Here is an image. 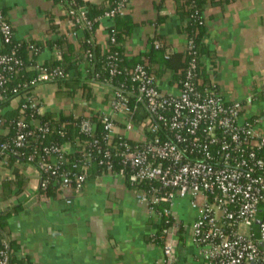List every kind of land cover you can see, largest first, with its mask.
Wrapping results in <instances>:
<instances>
[{"label":"built area","instance_id":"2783aa9c","mask_svg":"<svg viewBox=\"0 0 264 264\" xmlns=\"http://www.w3.org/2000/svg\"><path fill=\"white\" fill-rule=\"evenodd\" d=\"M125 1L118 0L95 19L84 10L70 9L71 24L84 29L94 20L122 15ZM0 36V170L12 161L22 162L33 165L40 175L41 191L52 181L59 182L60 193L66 188L80 191L92 152L99 149L103 173L121 177L149 213L163 219L155 236L162 241L163 257L153 264H178L182 225L173 209L186 198L197 210L190 237L199 259L206 264H264V129L259 118L245 117L241 102L226 100L219 89L202 80L191 42L185 49L191 58L177 80V92L163 90L145 63L123 69L128 83L114 85L111 79L122 73V59L110 62L111 78L104 84L113 93L110 112L98 115L101 135H96V124L84 117L80 131L86 138L76 141L81 156L71 160L66 143L44 142L52 129L42 120L41 102L32 93L35 86L67 78L69 73L36 61L27 66L34 76L20 73L21 41L15 39L14 27L2 10ZM40 49L30 44L29 55ZM91 55L86 54L88 59ZM15 99V113L7 117L4 107ZM64 164L72 165L66 169ZM65 202L72 199L65 197ZM10 255L9 242L3 239L0 264H8Z\"/></svg>","mask_w":264,"mask_h":264},{"label":"crops","instance_id":"0c3cea01","mask_svg":"<svg viewBox=\"0 0 264 264\" xmlns=\"http://www.w3.org/2000/svg\"><path fill=\"white\" fill-rule=\"evenodd\" d=\"M85 1L105 6L109 0ZM181 1H125L122 17L133 24L124 41L127 60L149 50L156 36L159 39L154 43L158 41L167 51L185 55L188 36L178 8ZM203 1L207 35L201 56L205 74L200 76L219 89L226 100L241 102L245 117L259 118V126L264 129V0ZM0 10L12 23L16 40L39 45L36 62L49 64L62 58L63 51L72 60L85 56V31L72 26L64 4L55 0H0ZM113 23L114 18H102L94 31L102 51L108 48V29ZM1 43L0 36V49ZM87 59L81 65H88ZM67 72L68 78L74 76V69ZM155 76L163 90L177 92L179 77L174 70ZM52 82L55 80L41 84ZM58 82L75 99L68 104L40 96L35 92L39 84L32 93L40 100L43 114L89 117L110 112V85L96 83L109 88L102 91L93 84L92 96L86 97L83 90ZM16 103L15 99L5 105L7 117L15 113ZM75 146L67 142L65 147L73 152ZM39 182L33 165L12 161L9 168L0 170V214L12 210L6 219V236L17 241L19 255H28L32 264H153L163 257L161 244L154 241L162 219L149 213L147 205L137 200L135 191L121 177L89 174L80 191H57L54 195L41 191ZM65 197L72 202L66 203ZM173 210L182 225L176 246L178 264H206L198 258V248L190 237L197 210L187 198L178 200Z\"/></svg>","mask_w":264,"mask_h":264},{"label":"trees","instance_id":"16d2710c","mask_svg":"<svg viewBox=\"0 0 264 264\" xmlns=\"http://www.w3.org/2000/svg\"><path fill=\"white\" fill-rule=\"evenodd\" d=\"M57 3H62L68 7V9H74L76 11L84 10L87 17L95 19L101 16L106 10L114 7L118 0H109L107 5H98L85 0H55ZM181 17L186 21L184 31L188 36V41L192 43V50L195 51L196 56L199 58V74L204 75L205 71L202 69L201 56L205 53V42L204 38L207 35V30L204 25L203 15V0H184L178 3ZM161 20V18H160ZM100 21L94 20L91 27H85L84 31L86 34L85 39L82 42V49L85 52V56L82 59H78L75 56V60H72L71 55H67L65 51L62 53V58L50 62L49 66H60L64 70L68 71L74 69V76L71 78H59L54 79L65 83L66 87L72 88L73 90L81 89L85 92L86 97L92 96V85L96 83L104 84L109 80L110 73L108 64L114 62L115 58L122 59V63L119 65V69L122 73H116L111 79L114 85L120 82H127V75L123 72V69H129L137 65L138 63H147L149 70L155 74H163L168 69L175 71L177 77L181 76L186 68L191 55L185 51H167V47L160 45L155 46L154 41L159 37L152 38V45L149 50L139 55L134 56L131 59L126 58L124 53V41L127 34H129L133 24L129 19H125L122 15L117 14L114 17V23L108 29V48L102 51L100 46L94 39V31L98 27ZM111 37L115 40L112 41ZM30 44L39 46L34 41H21L18 48V53L23 59L24 66L20 69V73H24L25 76H34L35 71L27 70V66L32 65L36 60L34 55L30 56ZM58 44L62 48V41ZM4 50V49H3ZM0 51H2L0 49ZM91 53V57L88 65H81L82 60H86V54ZM81 60V61H80ZM80 62V63H79ZM83 74V75H82ZM43 121L49 122L51 125V133L45 138V143L55 142L58 144H65L67 142H73L76 144L77 139L86 138L85 134L80 131V121L84 118L83 116L63 115L58 116L45 112L41 115ZM89 118L96 124V135H101L102 124L98 118V114L94 113ZM75 151L67 152L66 155L71 160H77L81 153L79 148L75 146ZM93 159L88 170L89 174L94 176L95 174H102L104 172V166L99 163L101 158V151L95 150L92 152ZM72 164H64L63 167L70 169ZM79 170L78 168L74 169ZM88 174V176H89ZM59 189V182L52 181L49 183L46 191L48 195H54ZM162 207V206H161ZM12 214V210H5L0 214V244L3 239H7L11 249V255L8 264H32L28 255H19V245L15 239H9L5 233L6 219ZM164 222L162 219V226ZM160 231V230H159ZM159 233V232H158ZM154 241L161 244L162 241L155 237Z\"/></svg>","mask_w":264,"mask_h":264},{"label":"rangeland","instance_id":"374dc122","mask_svg":"<svg viewBox=\"0 0 264 264\" xmlns=\"http://www.w3.org/2000/svg\"><path fill=\"white\" fill-rule=\"evenodd\" d=\"M50 85V86H49ZM41 84L39 86H37L35 88V92L38 93L40 96H43L45 98H54L55 97V101L56 102H65L68 103L71 102L73 99H75L72 96H68L67 92L64 90L65 86L62 84L60 85L58 81L52 82L51 84ZM96 86L100 89V90H105V89H109L107 86L105 85H97ZM63 89V91H62ZM55 90H58V92H56V95H54Z\"/></svg>","mask_w":264,"mask_h":264},{"label":"water","instance_id":"95a60500","mask_svg":"<svg viewBox=\"0 0 264 264\" xmlns=\"http://www.w3.org/2000/svg\"><path fill=\"white\" fill-rule=\"evenodd\" d=\"M75 190L73 188H66L65 192L66 193H70V192H74ZM262 208H264V206H262Z\"/></svg>","mask_w":264,"mask_h":264}]
</instances>
